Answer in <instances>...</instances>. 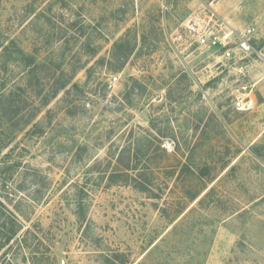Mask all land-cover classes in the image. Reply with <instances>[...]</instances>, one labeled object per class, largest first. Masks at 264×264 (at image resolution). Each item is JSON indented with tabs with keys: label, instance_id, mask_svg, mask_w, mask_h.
<instances>
[{
	"label": "rangeland",
	"instance_id": "374dc122",
	"mask_svg": "<svg viewBox=\"0 0 264 264\" xmlns=\"http://www.w3.org/2000/svg\"><path fill=\"white\" fill-rule=\"evenodd\" d=\"M212 13L251 49L199 46ZM10 91L0 264H264V0H0ZM135 154L150 193L108 184Z\"/></svg>",
	"mask_w": 264,
	"mask_h": 264
},
{
	"label": "trees",
	"instance_id": "16d2710c",
	"mask_svg": "<svg viewBox=\"0 0 264 264\" xmlns=\"http://www.w3.org/2000/svg\"><path fill=\"white\" fill-rule=\"evenodd\" d=\"M4 50H6V49L4 48ZM124 58L126 59L127 56H125ZM122 63H124V62H122ZM122 63L119 66V68H121L123 66ZM33 69L36 70L37 68L34 66ZM31 72H33V71H31ZM43 78H45V77H42V79ZM69 83H70L69 79H63L58 74V76L55 77L53 84L49 87V89L46 91V93L42 97V101H41L40 106H42V107L46 106L50 100L55 99L60 92H62L66 89V87ZM27 86H30L29 83ZM76 87H77V85L74 84L73 88L75 89ZM40 90L42 91L43 89L42 88L39 89L37 94H40ZM15 98H17V95H14L13 93H11V91L8 94H4V93L0 94V119L1 120H4L5 122H12L17 117L23 115L21 113V110H23L25 108V106L21 105L20 102L17 101ZM32 117H34V114L31 115L30 118L32 119ZM31 119H29V121H25L24 125L28 124ZM128 153H129V157H130V152H127V154ZM125 154H126V150L121 149L117 155L116 161H118V163H120ZM134 157H135L134 160H127V162L125 164H123V169L121 171L113 172L109 175V177L107 179V181H109L108 184L109 185L116 184V182H117L116 179L119 178V179H121V182H123L124 184H127V183L131 184L133 188L137 189L140 192L150 193L149 186L146 185L143 181H141L144 178V174H142L141 171L136 172V170H137V168H136V166H137L136 165V160H137L136 154L134 155ZM186 170H190V169L187 168ZM196 170H197V177L200 180H202L203 176H206L208 174V170L206 167H199ZM134 172H136L137 174L135 176H132V174ZM204 189H205L204 187H202L201 189L198 188L193 194H191V191H186L187 194H189L186 198L189 199V201H191V202H194L197 200V204L201 206L202 203H204L205 198L208 197L207 193H205L200 199H198L200 197V195L204 192ZM77 211H79V214H81V212H82L80 203H79V207H78ZM82 216H83V213H82ZM2 227H3V230L1 231V235H0V240H2L1 244H0V252L4 248V246H6L11 240H13L15 238V236L17 235V233L20 231V225L17 222H15L14 220H13V222L11 221L9 223V225H6V223H3ZM4 231H5V233H2Z\"/></svg>",
	"mask_w": 264,
	"mask_h": 264
},
{
	"label": "built area",
	"instance_id": "2783aa9c",
	"mask_svg": "<svg viewBox=\"0 0 264 264\" xmlns=\"http://www.w3.org/2000/svg\"><path fill=\"white\" fill-rule=\"evenodd\" d=\"M211 16L212 20L210 22H213V24H211V28L215 29V31L213 30L201 33L197 38V44L199 46L214 49H223V55L226 58H229V56L231 55L229 45L230 42H232L231 39L233 36V38L235 39V43L233 44H237L240 50L249 51L251 49L248 42V36L251 33V29H246L241 32H235L234 30L230 29V27H228L227 23L223 19L218 18L215 13H212ZM175 37L179 38V36ZM236 106L237 109L243 108L241 106V102H237Z\"/></svg>",
	"mask_w": 264,
	"mask_h": 264
}]
</instances>
